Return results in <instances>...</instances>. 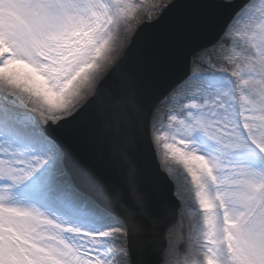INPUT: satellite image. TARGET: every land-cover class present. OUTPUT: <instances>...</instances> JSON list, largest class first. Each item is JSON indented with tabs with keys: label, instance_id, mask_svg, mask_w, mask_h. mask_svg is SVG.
<instances>
[{
	"label": "snow or ice",
	"instance_id": "snow-or-ice-1",
	"mask_svg": "<svg viewBox=\"0 0 264 264\" xmlns=\"http://www.w3.org/2000/svg\"><path fill=\"white\" fill-rule=\"evenodd\" d=\"M0 264H264V0H0Z\"/></svg>",
	"mask_w": 264,
	"mask_h": 264
},
{
	"label": "water",
	"instance_id": "water-1",
	"mask_svg": "<svg viewBox=\"0 0 264 264\" xmlns=\"http://www.w3.org/2000/svg\"><path fill=\"white\" fill-rule=\"evenodd\" d=\"M133 87H138V85H133ZM164 86L160 87V91L163 90ZM95 151L98 156L104 160H109L113 158L116 154V146L114 143L105 141L103 138H100L97 143L94 145ZM162 211H167V209H162Z\"/></svg>",
	"mask_w": 264,
	"mask_h": 264
}]
</instances>
